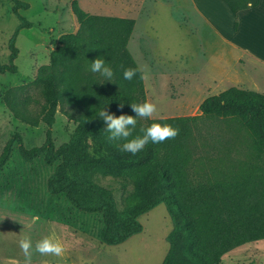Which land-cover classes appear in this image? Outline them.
I'll list each match as a JSON object with an SVG mask.
<instances>
[{
	"label": "trees",
	"instance_id": "trees-1",
	"mask_svg": "<svg viewBox=\"0 0 264 264\" xmlns=\"http://www.w3.org/2000/svg\"><path fill=\"white\" fill-rule=\"evenodd\" d=\"M223 1L234 15L258 4V0ZM12 2L19 24L8 42L9 63L0 62V73L17 71L15 38L21 29L32 26L18 14L29 4ZM70 8L77 30L61 38L51 61L39 66L31 83L42 100L20 96L17 111L35 117L51 115L59 107L76 124L75 131L58 147L48 135L32 148H26L20 134L14 132L0 152V169L14 144L25 161L40 155L46 164L60 159L48 178V192L64 194L82 211L101 212L99 237L108 245L140 232L137 217L163 203L172 228L160 264H218L221 256L236 246L264 239V94L230 86L206 97L195 115L151 118L143 126L137 121L133 135L151 122L167 123L179 133L162 143H149L135 155L121 152L117 142L107 140L104 122L96 115L103 107L114 115H134L131 104L145 101L142 72L127 49L135 20L87 13L77 0H71ZM97 56H103L113 68L115 82L100 83L103 78L89 71ZM129 67L139 69L131 81L122 77ZM31 102L39 110L30 108ZM218 123L216 133H209L208 126ZM244 133L249 142L242 139ZM84 146L92 153L85 152ZM90 160L102 173L133 185L124 202L125 219L115 216L109 191L82 177L80 168Z\"/></svg>",
	"mask_w": 264,
	"mask_h": 264
},
{
	"label": "rangeland",
	"instance_id": "rangeland-1",
	"mask_svg": "<svg viewBox=\"0 0 264 264\" xmlns=\"http://www.w3.org/2000/svg\"><path fill=\"white\" fill-rule=\"evenodd\" d=\"M29 4L18 14L32 22L15 38L17 66L15 73H0V152L17 132L26 148L39 146L49 135L55 147L67 142L76 124L56 108L51 115L43 113L24 117L18 111V98L26 94L41 99L31 85L39 66L48 64L61 38L74 33L78 23L71 12V0H22ZM87 13L119 14L118 0H77ZM126 10L135 19V28L127 49L145 75V101L156 105L152 118L188 116L199 113L198 105L184 99L185 89L200 95H215L228 86L249 88L264 62L229 48L215 37L204 19L188 0H125ZM124 14V13H123ZM19 24L12 0H0V62L9 63L8 42ZM246 58L245 65L238 56ZM222 63V66L220 64ZM255 71V72H254ZM257 73V74H256ZM240 75L242 82L236 84ZM27 86V89L22 90ZM30 108L39 110L33 102ZM140 126L146 119L137 117ZM215 124V123H214ZM217 126L209 125V133ZM220 127H225L221 125ZM232 127V126H231ZM222 131H226L223 129ZM242 139L249 142L244 133ZM85 145V144H84ZM84 151L92 153L87 149ZM60 159L51 164L40 155L23 160L14 144L7 163L0 169V264H160L167 249L166 236L172 222L166 207L159 203L137 219L142 230L121 243L108 245L99 237L103 225L101 212L88 213L74 207L64 194H50L48 178ZM85 181L109 191L117 218L125 219L124 202L133 190L130 182L104 174L93 160L80 168ZM28 236L33 243L30 262L26 261L19 241ZM54 238L64 247L55 257L34 251L35 243ZM218 264H264V239L247 242L224 253Z\"/></svg>",
	"mask_w": 264,
	"mask_h": 264
},
{
	"label": "crops",
	"instance_id": "crops-1",
	"mask_svg": "<svg viewBox=\"0 0 264 264\" xmlns=\"http://www.w3.org/2000/svg\"><path fill=\"white\" fill-rule=\"evenodd\" d=\"M188 1L190 2L191 7L198 12V14L204 19V22L210 27L211 33L220 39L222 43H225L231 49H239L242 54L247 55L248 57L255 58L257 63L264 62V0H258L256 6L241 9L235 15L230 11L229 7L223 0ZM132 3L133 0H130V4ZM125 4V0H118V3L115 5V9L124 14L106 15L130 17L134 19L132 13L126 10ZM235 22L237 23V28L234 30L233 25ZM135 24L136 22H134L133 30ZM133 30L127 46L133 37ZM248 57L239 55L237 57L238 62L245 65L244 62ZM220 66H222V63ZM257 73L256 79H254L253 83L249 85V88H242L238 85L236 87L264 94V71L260 69ZM237 77L238 78H235L234 81L236 84H240L243 80L240 78V75H237ZM142 81L144 85L145 75H143V73ZM180 96L189 100L190 105L193 107L196 105L199 106V104L206 98L204 95H200L199 92H196L193 88L185 89L184 95Z\"/></svg>",
	"mask_w": 264,
	"mask_h": 264
},
{
	"label": "clouds",
	"instance_id": "clouds-1",
	"mask_svg": "<svg viewBox=\"0 0 264 264\" xmlns=\"http://www.w3.org/2000/svg\"><path fill=\"white\" fill-rule=\"evenodd\" d=\"M89 71L98 73L103 79L99 81L115 82L114 70L106 63L103 56H97L91 60ZM139 69L129 67L122 72L124 80L131 81L137 76ZM131 108L134 115L121 113L114 115L107 111L105 107L97 112V117L104 122V131L107 133L109 142H117V148L121 152H127L135 155L144 149L145 145L152 143H162L165 140L175 138L179 129L167 123L151 122L146 127L139 130V134L133 135L137 127V117L151 120L153 113L156 111V105L150 101L132 103ZM19 247L24 252L26 261L30 262L33 243L28 236H24L19 241ZM34 251L43 255L51 254L55 257H61L64 254V247L54 238L44 237L35 243Z\"/></svg>",
	"mask_w": 264,
	"mask_h": 264
}]
</instances>
